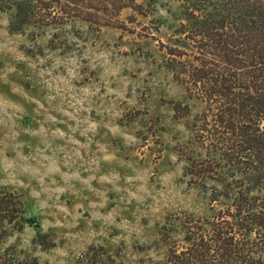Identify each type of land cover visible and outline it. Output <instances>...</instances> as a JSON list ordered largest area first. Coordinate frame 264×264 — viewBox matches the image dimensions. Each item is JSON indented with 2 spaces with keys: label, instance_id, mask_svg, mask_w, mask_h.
I'll use <instances>...</instances> for the list:
<instances>
[{
  "label": "rangeland",
  "instance_id": "rangeland-1",
  "mask_svg": "<svg viewBox=\"0 0 264 264\" xmlns=\"http://www.w3.org/2000/svg\"><path fill=\"white\" fill-rule=\"evenodd\" d=\"M147 9L136 23L165 42L178 2ZM131 13L100 30L68 24L54 47L49 33L11 31L0 11V188L20 194L34 220L0 239V264H160L166 218L208 214L181 155L203 104L175 115L184 90Z\"/></svg>",
  "mask_w": 264,
  "mask_h": 264
},
{
  "label": "trees",
  "instance_id": "trees-1",
  "mask_svg": "<svg viewBox=\"0 0 264 264\" xmlns=\"http://www.w3.org/2000/svg\"><path fill=\"white\" fill-rule=\"evenodd\" d=\"M155 1L0 0V11L9 13L11 31L49 33L50 45L61 47L66 40L56 41L68 24L116 27L124 9L136 23L134 14L147 16ZM175 1L181 17L165 42L152 32L159 28L137 23L141 34L159 40L162 66L184 90L171 101L175 115H188L196 100L203 104L186 122L191 146L181 155L183 174L203 191L209 212L166 218L160 264H264V0ZM32 221L20 194L0 188V239Z\"/></svg>",
  "mask_w": 264,
  "mask_h": 264
}]
</instances>
